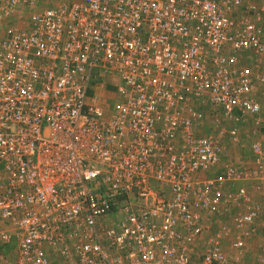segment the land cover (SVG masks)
<instances>
[{"label":"built area","instance_id":"2783aa9c","mask_svg":"<svg viewBox=\"0 0 264 264\" xmlns=\"http://www.w3.org/2000/svg\"><path fill=\"white\" fill-rule=\"evenodd\" d=\"M257 1L0 0L14 23L0 35V246L16 242L15 264H192L207 220L248 197L229 186L248 169L197 177L226 153L196 133L194 104L261 128L264 77L241 65L264 59ZM101 73L121 80L109 107ZM251 150L264 197V146ZM259 213L234 225L249 236ZM221 238L200 264H231Z\"/></svg>","mask_w":264,"mask_h":264},{"label":"rangeland","instance_id":"374dc122","mask_svg":"<svg viewBox=\"0 0 264 264\" xmlns=\"http://www.w3.org/2000/svg\"><path fill=\"white\" fill-rule=\"evenodd\" d=\"M253 6L257 8V10L264 9V3H261L260 0L257 1V3ZM25 20L26 18L23 19V21ZM12 24H14L12 22V17L0 18V35L5 30L8 31L12 29ZM249 57V60L248 58H245L247 61L244 60L243 63L241 62V65L252 68L256 76H259L260 78L264 77V59L261 60L252 55ZM257 64H260L262 67ZM256 66L259 67L257 68ZM100 77L104 81L102 83L106 82L105 86H98L99 89L104 92H108L110 90L111 87L109 85L112 86L116 83H119V81L121 82L120 76L117 74L110 75L107 73H101ZM113 78L116 79V82L111 80ZM94 85L96 86V82ZM113 96H115V91L110 94V98L109 94H106L105 97H102V103L107 102L106 107H109L111 105L110 101H115ZM256 98L262 103L261 128L255 127V124L251 118H245L243 120L236 121H227L220 118V120L217 122L216 117L213 116V113L215 112H213L212 108L209 105L202 106L204 112L206 113V121H203L201 125L196 126V133L200 136L213 138L214 141L220 142L221 146L225 149L226 155L222 163L217 166V168L212 169L209 171V173L199 174L197 176L199 179L223 175L226 171V167L230 166L231 164L236 165L239 169H248L251 173V176H255L254 171L251 169L254 167L255 159L251 150V145L256 142H260L264 146V87H260L257 90ZM196 106L201 107L199 104L195 105V107ZM215 115L217 114L215 113ZM233 129L239 131L237 137H234L230 134V131ZM223 130L226 132L223 133ZM237 139L240 143L233 142V140L235 141ZM248 170H243V173H245L242 176L243 179L236 181L235 186L231 182L228 183H231L229 186L232 190H234V192H238V186L243 188L242 186L245 185V182L249 181L248 176L245 177ZM249 194L250 193H248V197H246L245 200H234L225 204L222 209L223 211L221 212L224 214H218L216 218L214 216L212 217L214 219L221 217L218 220L219 222L209 219L207 220L209 223H214V225H207V223L206 226L204 225V237L198 244L197 253L192 256V264H200L201 257L209 245V242L212 239L214 240L217 235L222 236V253L231 264H238L239 261L241 264H264V197H257L253 194L251 197H249ZM253 205L254 209H257L258 206L260 207V213L258 214V217L256 216L255 218L256 221L252 226L254 228L253 231L249 236H247L245 234L247 232V227L243 229L237 228L234 225V217L244 215ZM209 217L211 218V215H209ZM237 238L244 239L243 241L245 245L243 249L237 248L235 246L234 241ZM9 246H12V244ZM0 247H3L0 249L1 253L7 256V264H15V260H12V248L8 249V246L4 247V245Z\"/></svg>","mask_w":264,"mask_h":264},{"label":"crops","instance_id":"0c3cea01","mask_svg":"<svg viewBox=\"0 0 264 264\" xmlns=\"http://www.w3.org/2000/svg\"><path fill=\"white\" fill-rule=\"evenodd\" d=\"M260 2L262 3H264V0H260ZM20 19V21L23 23L24 21H23V19H24V16L23 17H21V18H19ZM249 56H251V55H249V54H242V58H241V60H242V63L244 62V60H245V58H248V60H249ZM256 57V56H255ZM257 58H259V57H257ZM259 59H261V60H263L262 58H259ZM245 61H247V60H245ZM257 65H259L260 67H262L260 64H257ZM112 81H114V82H116V79H111ZM106 83V82H105ZM119 83H120V81H119ZM119 83H116V84H114V85H109L111 88H110V90L108 91V92H104V91H101L99 88L97 89V92H100V93H102L104 96H106V94H109V98H110V94L113 92V91H116V89H117V86L119 85ZM110 84V83H109ZM108 86V85H107ZM113 98H114V100L116 99V95L115 96H113ZM113 101L111 100L110 101V103L111 104H113L112 103ZM197 104H199L201 107H199V106H196V109L198 108V109H200V110H204L203 109V107H202V103L200 102V101H196L195 102V104H194V107H195V105H197ZM262 104V103H261ZM251 170V169H250ZM252 170L254 171V173H255V176H251V173L250 172H248V174H249V178H248V180L249 181H247V182H245V185H243L242 187H245L247 190H248V193H250L249 194V197H251L252 196V194L254 195V196H257V197H263V196H261V192L257 189V186H259V180H258V177H257V173H256V170H255V168L253 167L252 168ZM250 184V185H249ZM239 188L238 189H240L241 188V186H238ZM117 218H115V217H112V219H111V222H114L115 220H116ZM110 222V223H111ZM111 224H113V223H111ZM4 247H6V246H4ZM3 247H0V249H2ZM8 249H10V248H12V260H15L16 258H15V253H16V242H14V243H12V246H8L7 247ZM0 253H1V251H0ZM16 261V260H15ZM13 262V261H12ZM13 264V263H12Z\"/></svg>","mask_w":264,"mask_h":264},{"label":"trees","instance_id":"16d2710c","mask_svg":"<svg viewBox=\"0 0 264 264\" xmlns=\"http://www.w3.org/2000/svg\"><path fill=\"white\" fill-rule=\"evenodd\" d=\"M91 187H93L94 189H96L97 185H95L94 183L90 184Z\"/></svg>","mask_w":264,"mask_h":264}]
</instances>
